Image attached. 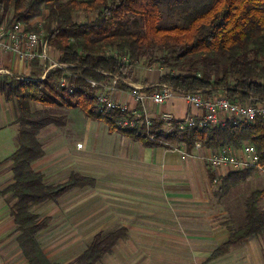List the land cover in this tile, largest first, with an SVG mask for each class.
Listing matches in <instances>:
<instances>
[{
    "label": "trees",
    "instance_id": "16d2710c",
    "mask_svg": "<svg viewBox=\"0 0 264 264\" xmlns=\"http://www.w3.org/2000/svg\"><path fill=\"white\" fill-rule=\"evenodd\" d=\"M43 10H47L43 23L33 29L31 22ZM76 12L93 15V20L75 22ZM163 15L182 24L163 29L159 26ZM5 20L9 26L20 23L30 31H44L49 46L58 54L57 62L65 65L47 72L43 79H39L44 68L38 60L30 62L33 80L0 75V93L14 107L18 125L17 148L4 160L12 162L14 182L0 195L12 194L9 213L28 264H55L47 259L37 241L48 220L35 214L34 208L55 201L73 187L94 183L72 174L64 183L46 186L43 176L31 169V163L44 154L37 140L39 131L50 123L61 124L51 115L40 116L33 108L35 103L80 108L86 116L107 124L111 132L121 133L145 147L171 149L174 144H181L186 153L200 146L213 154L227 147L239 150L249 144L256 149L259 165L264 167V118L185 130L172 127V123L169 133L156 132L151 141L143 125L133 130L115 127L116 119L123 116L120 111L97 113L93 89L86 82H101L111 73L131 80L142 51L151 53L158 49L164 54L161 66L170 71L161 76L159 83L182 92L199 90L205 97L222 94L230 101L264 103V0H0V25ZM109 50L117 55L109 54ZM121 56H126L128 63H123ZM200 64L215 71L214 77L209 71H199ZM62 78L68 83L67 88L58 86ZM117 88L132 91L123 83ZM153 123L158 130L164 122ZM252 171L257 170L231 171L218 179L210 174V179L212 183L221 181L228 188L244 181ZM262 195L264 190L251 194L245 204L244 223L229 230L227 242L208 260L227 253L246 238L264 233V208L258 206ZM125 233V228H118L97 234L86 250L67 264H96Z\"/></svg>",
    "mask_w": 264,
    "mask_h": 264
},
{
    "label": "crops",
    "instance_id": "0c3cea01",
    "mask_svg": "<svg viewBox=\"0 0 264 264\" xmlns=\"http://www.w3.org/2000/svg\"><path fill=\"white\" fill-rule=\"evenodd\" d=\"M55 55L51 49L57 62ZM37 62L44 68L42 61ZM31 71L30 63L0 52V75L33 80ZM143 75L144 83L139 85L127 80L132 87L160 84L162 74L146 71ZM115 97L130 109L137 107L126 90ZM146 106L154 122L160 121L161 113L182 119L194 112L181 97L172 98L159 111L149 100ZM66 110L64 125H49L39 131L37 140L44 154L31 163V169L43 176L46 186L64 183L72 174L94 183L73 187L55 201L34 208L35 214L48 220L57 247L68 248L67 259H61L59 252L47 256L40 246L51 263L67 264L82 254L97 234L125 228V236L96 264H264V238L260 236L246 238L208 260L229 237L213 203L216 187L210 174L218 179L231 172L209 167V149L196 146L186 153L183 148L145 147L111 132L107 124L86 116L80 108ZM16 118L14 107L0 93V192L14 182L12 162L4 160L18 145ZM12 202L11 193L0 195V264H28L9 213ZM10 222L15 226L14 236H10Z\"/></svg>",
    "mask_w": 264,
    "mask_h": 264
},
{
    "label": "built area",
    "instance_id": "2783aa9c",
    "mask_svg": "<svg viewBox=\"0 0 264 264\" xmlns=\"http://www.w3.org/2000/svg\"><path fill=\"white\" fill-rule=\"evenodd\" d=\"M51 49L48 38L42 30L30 31L20 23H13L9 27L0 25V52L11 54L27 63L35 60L42 61L44 73L40 79L55 68L65 67L52 59ZM86 82L93 89L97 113L120 111L123 116L116 119L115 127L121 130H133L143 125L146 128L147 138L151 141L155 139L156 131L153 130V117L148 113L146 100H149L153 108L159 111L158 109L172 98L181 97L194 110L182 119H176L169 112L161 113L160 120L171 129L172 127L179 130L215 128L228 123L238 125L241 122H253L257 117L264 118V103L230 101L223 96L205 97L202 91L182 92L165 83L157 84L156 87H132L128 80L118 73L109 74L108 78L101 82L93 80H86ZM119 83L131 86L132 91L126 92L130 93L137 103L135 109H130L123 101L116 99L115 94L123 92L117 88ZM58 86L67 88L68 83L62 78L58 81ZM142 89H146L148 93H143ZM170 124L173 126L171 127ZM77 147L81 148L82 144H77ZM207 162L213 170L224 167L230 171L246 168L264 171V167L259 165L256 149L249 144L243 145L239 150L227 147L216 151L209 155Z\"/></svg>",
    "mask_w": 264,
    "mask_h": 264
},
{
    "label": "rangeland",
    "instance_id": "374dc122",
    "mask_svg": "<svg viewBox=\"0 0 264 264\" xmlns=\"http://www.w3.org/2000/svg\"><path fill=\"white\" fill-rule=\"evenodd\" d=\"M47 15V10H43L42 14L40 17L36 18V21H32V28L34 29L36 26L40 25L43 23L44 18ZM93 15H85L82 12H76L74 13V21L75 22H80L84 23L90 20H93ZM7 21L5 20L4 25H8L6 23ZM182 24V22H179L177 19L170 18L167 15L162 16V20L159 23V26L164 28L172 27L174 24ZM9 26V25H8ZM109 54L111 55H117V52L114 50H109ZM163 53L159 51L158 49L152 50L151 53L145 52L144 50L141 53V56L135 65L132 73V78H131V83L132 84H142L144 83V80L142 81V77H145L142 74L146 71H156L157 73L160 74H165L169 73L168 69L162 67V61L163 60ZM54 56L55 51H54ZM54 58V59H55ZM121 61L124 63H128V59H126V56H121ZM199 71H209L211 76L214 77L215 71H211L209 69H205L204 65H198ZM223 96L222 94H220ZM224 97V96H223ZM226 98V97H225ZM246 101V100H242ZM33 108L35 111L40 113V116L44 115H51L57 122H61V125L58 123H50L47 124L46 126L49 125H54V126H62L65 123L66 119V112L67 110L65 108H55V107H49V106H42L39 104H34ZM166 124V123H163ZM154 125V123H153ZM163 126V125H162ZM154 127V126H153ZM44 128V127H43ZM46 128V127H45ZM156 132L162 133V134H167L171 131V128L168 127H160L158 130L154 127L153 129ZM174 148H178L179 146H182L184 149V146L181 144H174ZM215 184L216 187V195L215 198L213 199V203L215 204V208L219 210L220 213V224L223 226L224 231L229 233L231 229H235L242 225L244 223L245 219V204L250 198L251 194L255 191H260L264 190V171H252L251 174L247 176V178L244 181H241L240 183L236 185H231L228 188L223 187V183L221 181H218ZM4 204H8L6 200H3ZM258 206L260 208H264V195H262L261 199L259 200ZM3 226L6 227V223L3 224ZM10 236H14L16 234L15 226L12 222H10ZM6 229V228H5ZM4 234H8V231L5 230ZM51 231L50 227H47L46 230L41 231L37 235V241L40 244V246L43 248L45 254L47 256L52 255L53 253L59 252V255H61V259L66 258L68 249L66 245L64 246H59L54 243V239L51 238ZM260 237L264 238V233L260 235ZM80 245L76 247V250L79 251ZM73 255V254H72Z\"/></svg>",
    "mask_w": 264,
    "mask_h": 264
}]
</instances>
